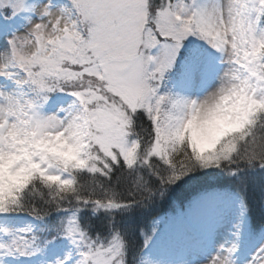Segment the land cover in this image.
<instances>
[{"label": "snow or ice", "instance_id": "1", "mask_svg": "<svg viewBox=\"0 0 264 264\" xmlns=\"http://www.w3.org/2000/svg\"><path fill=\"white\" fill-rule=\"evenodd\" d=\"M0 264H264V0H0Z\"/></svg>", "mask_w": 264, "mask_h": 264}]
</instances>
